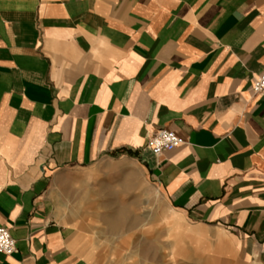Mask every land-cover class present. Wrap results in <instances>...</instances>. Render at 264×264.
Returning a JSON list of instances; mask_svg holds the SVG:
<instances>
[{
  "label": "crops",
  "instance_id": "1",
  "mask_svg": "<svg viewBox=\"0 0 264 264\" xmlns=\"http://www.w3.org/2000/svg\"><path fill=\"white\" fill-rule=\"evenodd\" d=\"M263 68L264 0H0V264H103L60 181L114 159L166 201L174 264H264ZM159 129L183 143L153 154Z\"/></svg>",
  "mask_w": 264,
  "mask_h": 264
},
{
  "label": "rangeland",
  "instance_id": "2",
  "mask_svg": "<svg viewBox=\"0 0 264 264\" xmlns=\"http://www.w3.org/2000/svg\"><path fill=\"white\" fill-rule=\"evenodd\" d=\"M64 172L63 178L67 181H60L63 194L71 208L85 212L75 217L86 229L91 245L100 250L103 264L175 263L177 254L170 244L173 233L169 229L173 219L166 222L162 219L168 205L155 184L147 175H143L139 164L132 160L124 164L120 159L103 160L87 168ZM128 176L133 179L132 182H128ZM110 190L117 198L107 195L106 192ZM95 192L103 196L98 197ZM84 194L87 199L77 197ZM110 208L122 209L127 213V224L114 232L105 229L99 216L94 213H105ZM180 248V255L185 257L192 254L186 244H181Z\"/></svg>",
  "mask_w": 264,
  "mask_h": 264
},
{
  "label": "built area",
  "instance_id": "3",
  "mask_svg": "<svg viewBox=\"0 0 264 264\" xmlns=\"http://www.w3.org/2000/svg\"><path fill=\"white\" fill-rule=\"evenodd\" d=\"M254 93L264 92V68L252 83ZM183 143V139L174 132L167 129H159L153 133L147 140L148 149L155 155L163 151L172 150ZM16 251V241L11 235L9 229L0 226V252L10 255Z\"/></svg>",
  "mask_w": 264,
  "mask_h": 264
}]
</instances>
